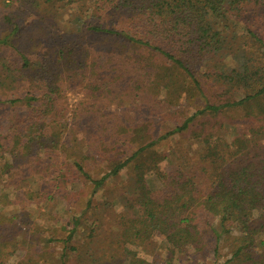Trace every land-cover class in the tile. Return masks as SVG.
<instances>
[{"label":"trees","instance_id":"obj_1","mask_svg":"<svg viewBox=\"0 0 264 264\" xmlns=\"http://www.w3.org/2000/svg\"><path fill=\"white\" fill-rule=\"evenodd\" d=\"M58 1L78 4L79 24L64 35L59 59L46 56L39 60L34 80L44 88L42 98L10 100L11 104L24 103L29 110L11 118L10 131L16 133L13 147L7 148L0 137V159H5V153L11 158L5 161L1 173L8 176L15 172L16 162L35 154L38 145L52 149L57 165L62 163L60 154L74 157L71 167L93 183L94 192L132 167L133 181L127 193H123L125 205L132 213L116 243L118 247L109 248L104 255L107 264H152L129 250L127 244L144 245L153 238L167 243L171 262L179 254L201 258L217 254L221 245L229 248L228 264L253 261L257 249L264 250V35L247 28L240 36L245 42H230V36L235 35L230 30L232 18L250 0ZM254 2L264 6V0ZM111 10L129 17L105 22V14ZM89 35L99 36L110 47L97 53L87 50L81 43ZM67 36L74 37L68 40ZM10 43L9 37L0 39L1 47ZM225 51L234 52V65L220 62ZM209 58L216 60L210 69L226 87L214 100L208 96L205 80L199 73L200 66ZM31 63L21 54L18 61L2 63L0 71L22 70ZM104 64L114 66L108 69ZM112 71L118 76L112 75ZM89 72L94 76L90 83L96 90L112 86L119 76L134 77L137 90L152 86L156 91H167L165 102L169 106L184 97L188 102L195 101L199 109L159 138L154 136L151 122L142 121L129 128L121 122L115 131L125 129L124 136L115 138L108 147L105 142H92L83 131L68 139L62 138V130L50 133L47 125L55 123L57 116L65 112L58 108V91L45 87L47 82L51 84L57 77L78 83ZM237 91L242 96L237 97ZM231 109L245 111L249 122L246 130L233 139L216 132L203 136L207 146L205 159L209 162V171L204 168L207 188L200 187L195 177L184 170L163 173L159 165L166 156L156 148L162 139L189 130L203 116ZM122 137L127 141L123 149L118 146ZM85 146L90 147L93 159L108 161L109 171L98 179L92 178L86 169L89 156L84 157ZM154 180L160 185L156 187ZM15 218L0 211V258L9 246L13 251L27 248L28 256L31 254L27 264H43V257L35 256L48 248L52 240H44L37 250L43 240L35 236L36 231L31 235L21 230V223ZM19 236L23 238L18 240ZM72 236L73 232L64 240L61 264H68ZM259 262L264 264V253ZM0 264L6 263L0 259Z\"/></svg>","mask_w":264,"mask_h":264},{"label":"rangeland","instance_id":"obj_2","mask_svg":"<svg viewBox=\"0 0 264 264\" xmlns=\"http://www.w3.org/2000/svg\"><path fill=\"white\" fill-rule=\"evenodd\" d=\"M78 12L77 3L66 4L58 0H0V39L9 37L11 42L9 46H0V65L18 61L21 54L33 62L22 70L0 71V137L7 148L13 147L16 136L14 131H10L12 116H22L29 110L24 103L11 104L10 100L24 99L26 96L42 98L44 88L34 80L35 68L42 57L59 59L64 35L79 24L76 20ZM128 17L126 13L111 10L105 14V22L110 18L123 21ZM232 19L230 30L235 35L230 36L231 44L245 42L240 36L247 28L264 35V6L256 5L254 0H250ZM73 37L67 36V39ZM81 44L95 53L110 47L107 41L96 35L84 37ZM225 53L220 62L234 65V52ZM215 61L206 59L199 70L205 80L207 94L213 100L219 98V93L226 88L217 81L214 71L210 69ZM104 65L108 69L114 66ZM111 74L118 76L114 71ZM85 77L78 83L57 77H54L53 83L47 82L45 87L58 91L57 105L60 111L65 112L57 116L55 123L47 125L50 133L62 130V138L68 139L70 135L83 131L92 142H105L108 147L115 138L124 136L125 129H119L117 133L115 131L121 122L126 128L142 121L147 124L151 122V130L159 138L182 125L199 109L195 101L188 102L184 97L176 105L169 106L165 102L167 91L163 88L161 92L156 91L152 86L137 90L134 77L119 76L116 83L103 90H96L91 85L90 78L94 79L92 73L89 72ZM235 94L237 97L242 96L240 91ZM197 121L189 130L162 139L156 148L166 156L159 165L163 173L184 170L195 177L200 187L207 188L204 168L209 171V162L205 159L207 146L203 136L216 132L233 139L246 130L249 120L245 111L231 109L219 115L203 116ZM125 142L122 137L118 146H122V149L127 147L123 145ZM35 149V154L16 162L15 172L8 176L2 174L1 169L5 161L11 159L10 154L5 153V159H0V211L16 217L17 223H21L19 228L24 232L34 235L36 231L35 236L43 240L36 246L37 250L44 245V240H52L48 242V248L35 256V259L43 257V264H61L59 259L65 246L64 240L72 232L69 245L77 249L69 250L68 264H107L104 255L109 248L118 247L116 243L121 239L125 222L132 213L125 205L123 193H127L131 186L133 168H125L94 192L93 183L71 167L74 157L60 154L62 163L57 165L52 149H47V145H38ZM89 149L88 146L84 148V157L87 159L89 156L86 169L92 178L98 179L109 171L108 161L93 159ZM112 157L115 156L112 154ZM154 183L156 187L160 185L157 180ZM22 238L19 236L18 240ZM127 247L152 264L171 262L167 243L160 238H153L139 246L129 243ZM257 250L253 261L233 264H260L264 250ZM4 252L0 259L6 264H27L31 256H28L27 248L13 251L9 246L4 248ZM230 256L229 248L221 245L217 254L210 253L203 258L193 257L189 253L179 254L171 263L228 264Z\"/></svg>","mask_w":264,"mask_h":264}]
</instances>
